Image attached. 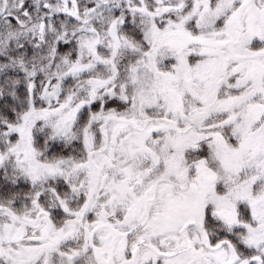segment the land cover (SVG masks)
<instances>
[{
	"label": "snow or ice",
	"instance_id": "snow-or-ice-1",
	"mask_svg": "<svg viewBox=\"0 0 264 264\" xmlns=\"http://www.w3.org/2000/svg\"><path fill=\"white\" fill-rule=\"evenodd\" d=\"M0 264H264V0H0Z\"/></svg>",
	"mask_w": 264,
	"mask_h": 264
}]
</instances>
